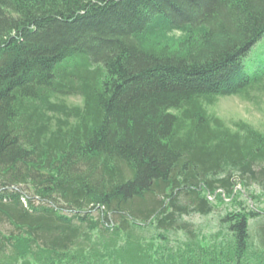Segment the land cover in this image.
<instances>
[{
	"label": "trees",
	"instance_id": "1",
	"mask_svg": "<svg viewBox=\"0 0 264 264\" xmlns=\"http://www.w3.org/2000/svg\"><path fill=\"white\" fill-rule=\"evenodd\" d=\"M263 33L264 0H0V264H264V131L206 107L264 92Z\"/></svg>",
	"mask_w": 264,
	"mask_h": 264
},
{
	"label": "rangeland",
	"instance_id": "2",
	"mask_svg": "<svg viewBox=\"0 0 264 264\" xmlns=\"http://www.w3.org/2000/svg\"><path fill=\"white\" fill-rule=\"evenodd\" d=\"M242 62L243 69L246 72H250L252 69L264 64V33L242 57ZM60 97L68 104H81L82 102V98L78 94L62 95ZM206 107L210 114L216 115L231 128H235V123L241 120L264 131V92L262 91L251 90L249 97L239 94L220 95L216 97L213 103L207 104ZM237 187H240V185L237 184ZM251 190L255 192L256 198L254 202H250L251 199L248 202L258 208H264V191L256 186H252ZM224 199L223 202L215 200L216 208L208 215L192 213L185 216V218L195 222L203 231L207 232L215 228L218 216L223 213L224 208L233 206L228 198L224 197ZM236 199L244 200V197L237 195ZM93 212L96 213V211ZM8 228L9 224L4 222L2 230L7 232Z\"/></svg>",
	"mask_w": 264,
	"mask_h": 264
}]
</instances>
